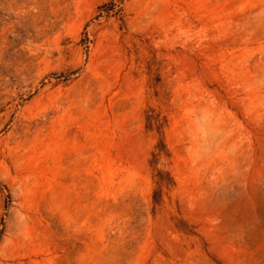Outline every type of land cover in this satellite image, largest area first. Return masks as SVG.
I'll return each instance as SVG.
<instances>
[{
  "label": "rangeland",
  "instance_id": "374dc122",
  "mask_svg": "<svg viewBox=\"0 0 264 264\" xmlns=\"http://www.w3.org/2000/svg\"><path fill=\"white\" fill-rule=\"evenodd\" d=\"M0 264H264V0H0Z\"/></svg>",
  "mask_w": 264,
  "mask_h": 264
}]
</instances>
